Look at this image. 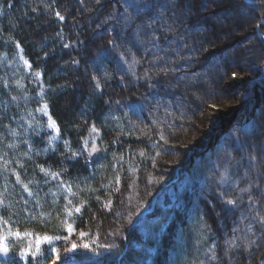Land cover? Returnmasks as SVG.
Instances as JSON below:
<instances>
[{
  "label": "trees",
  "instance_id": "16d2710c",
  "mask_svg": "<svg viewBox=\"0 0 264 264\" xmlns=\"http://www.w3.org/2000/svg\"><path fill=\"white\" fill-rule=\"evenodd\" d=\"M129 2L0 0V238L59 236L52 246H62L72 221L88 235L63 264H264L263 108L222 126L201 150L172 141L216 98L205 87L237 68L218 7L136 0L133 12ZM251 19L239 29L254 30L257 15ZM245 33L262 53L256 34ZM89 41H97L94 52ZM259 71L264 78V60ZM45 105L58 127L54 140ZM90 139L97 151L87 162L82 142ZM176 173L132 226L136 200L146 194L149 202ZM21 235L7 238L13 249L25 244ZM52 246L26 264H50ZM11 257L0 261L23 264Z\"/></svg>",
  "mask_w": 264,
  "mask_h": 264
},
{
  "label": "rangeland",
  "instance_id": "374dc122",
  "mask_svg": "<svg viewBox=\"0 0 264 264\" xmlns=\"http://www.w3.org/2000/svg\"><path fill=\"white\" fill-rule=\"evenodd\" d=\"M214 1L215 0H202V2H206L205 4H207L208 6L212 4L213 6L216 5L219 8H217L218 13L215 17V19H218V22L216 21V24L218 23L219 25V20H224L222 26H225V37L223 38V40L225 41V38L227 40L224 45H229L230 43V45H234L232 46V50L234 48V52L236 53V56L234 57L237 62V68H234L230 72L227 71L228 76L225 80L218 84L217 87L211 86V88H209V85L205 87L203 92L205 94L209 93L210 91L214 93L216 92V98L213 99L210 103L207 102L204 107L200 109L198 108V111L195 114V118L189 123L188 128H186L183 132L178 133L176 135L177 138L175 137L174 139H172L175 147H179L177 149L180 150L182 148L184 150L189 146H194L195 149L198 148L201 150V146L199 144L204 143V141H211L216 139L217 135L223 129L222 126L228 127L229 125L236 123L245 114V112H249L250 115L253 114L257 108H263L264 110V78L259 71L264 60V51L258 54L257 52L251 50V41H249V38L246 40L247 37L244 38V35L246 34L245 32H253L258 38L256 26H253L254 30H251L247 26L242 28V31L241 29H239L240 25H248V23H250V21L252 20L251 18H253V16L255 15H257V23L261 20H264V8H262L261 10V8L258 7L260 5L256 4L254 6V9L250 7V10L245 11L237 4V2L240 3V1ZM224 2H227V5H232V3H235V6L231 9L226 8L223 6ZM243 2L245 3L244 0ZM213 6L211 8L216 9ZM261 6H264V4ZM261 25H264V23H262ZM214 27L215 25L213 24V28ZM233 27L236 28L235 31H232ZM217 36L218 33L215 34V39L217 38ZM261 38L262 42H264L263 34ZM96 46L97 41L88 42V48L91 52H94ZM246 56L247 59L245 58ZM243 99H246L247 102H242ZM135 111H137V109H135ZM47 124L48 127L52 131H54V136H56L57 128L55 123L52 120H48ZM152 184L153 182H151L149 185L152 186ZM146 197L147 195L145 194L141 199L136 200L140 203V209H144L148 206V202L145 201ZM81 233L85 234L83 237L88 235L87 231H84L83 229L76 230L72 227V231L68 230L67 234H69V236H66V238L64 239V246L61 248L55 247L54 249H56V251H52L53 257L50 264H63L70 261V257H67L68 252H70V250L73 248V245L77 246V239L82 238ZM44 237L45 236H38L36 238V240L39 239L40 241L39 249L43 243L48 242L43 239ZM95 237L96 235H92L89 240L93 242L95 240ZM37 251L38 249L36 243L33 252L31 248L28 247L22 254L28 255L30 254V252H32V254H36ZM173 253L174 250L171 251L169 258Z\"/></svg>",
  "mask_w": 264,
  "mask_h": 264
},
{
  "label": "snow or ice",
  "instance_id": "6c2138e0",
  "mask_svg": "<svg viewBox=\"0 0 264 264\" xmlns=\"http://www.w3.org/2000/svg\"><path fill=\"white\" fill-rule=\"evenodd\" d=\"M261 3L264 4V0H261ZM180 4H182V0H179L178 2V5L179 6ZM141 5L139 3H136V0H130L129 4H128V8L129 9H132L133 12H138L139 9H140ZM145 7H151V5H145ZM56 16L60 19V20H64V16H62L59 12L56 13ZM19 46V45H18ZM64 47H68V45H64ZM25 63H27V61H25ZM37 76H40V73H36ZM235 75V74H234ZM97 88L100 87L99 83L97 82V85H96ZM44 109L46 110L47 109V105L44 106ZM54 126V125H53ZM95 130V129H93ZM93 151H95V146H93ZM73 155H76V153H73ZM228 204H233L234 201L229 199L227 201ZM76 212H80L81 209L79 207H77L76 209ZM262 224H264V221L261 222ZM68 230L69 231H72V226L71 224L68 225ZM15 235L17 237H19L21 234L19 232H16ZM85 234L84 233H81V237H83ZM45 241H51V237H48V236H45L43 238ZM231 243V241L229 242ZM39 244H40V241L39 239L37 240V249H39ZM73 247L75 248L76 245H73ZM53 252L56 251V249H52ZM0 253L4 254L5 256L8 255L9 253V245L8 243L6 242V238H0ZM33 255H35V253H33ZM0 264H4V262L0 261Z\"/></svg>",
  "mask_w": 264,
  "mask_h": 264
},
{
  "label": "water",
  "instance_id": "95a60500",
  "mask_svg": "<svg viewBox=\"0 0 264 264\" xmlns=\"http://www.w3.org/2000/svg\"><path fill=\"white\" fill-rule=\"evenodd\" d=\"M245 1H247V2H249V3H253V4H260V5H263L262 3H261V1H255V0H245ZM260 22H262V23H264V20H261ZM259 22V23H260ZM259 23H257L256 24V31H257V36H258V38H259V40L262 42V36H261V34L259 33V31H258V29H257V27H258V24ZM264 43V42H263Z\"/></svg>",
  "mask_w": 264,
  "mask_h": 264
}]
</instances>
